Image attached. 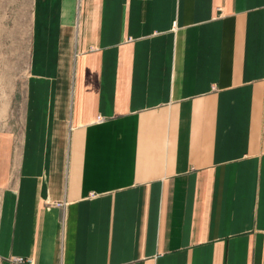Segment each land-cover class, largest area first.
I'll use <instances>...</instances> for the list:
<instances>
[{
  "label": "crops",
  "instance_id": "1",
  "mask_svg": "<svg viewBox=\"0 0 264 264\" xmlns=\"http://www.w3.org/2000/svg\"><path fill=\"white\" fill-rule=\"evenodd\" d=\"M31 8L0 264H264V0Z\"/></svg>",
  "mask_w": 264,
  "mask_h": 264
},
{
  "label": "rangeland",
  "instance_id": "2",
  "mask_svg": "<svg viewBox=\"0 0 264 264\" xmlns=\"http://www.w3.org/2000/svg\"><path fill=\"white\" fill-rule=\"evenodd\" d=\"M31 18V0H0V107L13 124L32 76Z\"/></svg>",
  "mask_w": 264,
  "mask_h": 264
},
{
  "label": "built area",
  "instance_id": "3",
  "mask_svg": "<svg viewBox=\"0 0 264 264\" xmlns=\"http://www.w3.org/2000/svg\"><path fill=\"white\" fill-rule=\"evenodd\" d=\"M11 260L14 264H31L30 259L21 257V256H13Z\"/></svg>",
  "mask_w": 264,
  "mask_h": 264
}]
</instances>
